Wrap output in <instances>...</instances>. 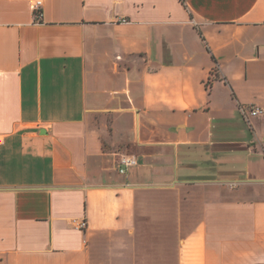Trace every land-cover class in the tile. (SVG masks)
Returning a JSON list of instances; mask_svg holds the SVG:
<instances>
[{
	"label": "crops",
	"instance_id": "obj_1",
	"mask_svg": "<svg viewBox=\"0 0 264 264\" xmlns=\"http://www.w3.org/2000/svg\"><path fill=\"white\" fill-rule=\"evenodd\" d=\"M35 1L0 0V264H264V0Z\"/></svg>",
	"mask_w": 264,
	"mask_h": 264
},
{
	"label": "built area",
	"instance_id": "obj_2",
	"mask_svg": "<svg viewBox=\"0 0 264 264\" xmlns=\"http://www.w3.org/2000/svg\"><path fill=\"white\" fill-rule=\"evenodd\" d=\"M40 5H41V0H36L33 4V9L35 11L36 18H40L41 16ZM240 112L242 116L248 120L250 116H256V115L263 113L264 108L258 105H255V104H248V105L241 106ZM1 143H2V137L0 136V144ZM138 164H139V160L137 156L125 154V155H122L118 160V169L120 172L124 173L127 170V168L131 166H136ZM85 226H86V222L84 219L76 223V227L78 229H84Z\"/></svg>",
	"mask_w": 264,
	"mask_h": 264
}]
</instances>
